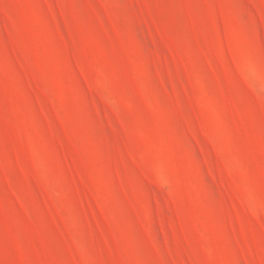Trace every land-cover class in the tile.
<instances>
[{"label": "rangeland", "instance_id": "374dc122", "mask_svg": "<svg viewBox=\"0 0 264 264\" xmlns=\"http://www.w3.org/2000/svg\"><path fill=\"white\" fill-rule=\"evenodd\" d=\"M0 264H264V0H0Z\"/></svg>", "mask_w": 264, "mask_h": 264}]
</instances>
